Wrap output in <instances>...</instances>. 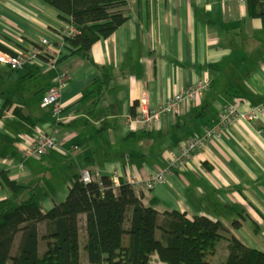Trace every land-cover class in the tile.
Returning <instances> with one entry per match:
<instances>
[{"label": "crops", "instance_id": "crops-1", "mask_svg": "<svg viewBox=\"0 0 264 264\" xmlns=\"http://www.w3.org/2000/svg\"><path fill=\"white\" fill-rule=\"evenodd\" d=\"M125 13L126 23L93 45L91 61L64 49L53 68L45 63L13 71L0 64V201L12 200L5 174L33 186L47 213L88 170L117 186L133 184L161 216L224 214L230 236L264 253V119L235 124L183 170L174 168L152 190L143 187L168 167L169 153L213 127L226 106L247 112L264 102L263 21L249 16L246 0H129ZM60 16L41 0H0V43L15 53L45 38L56 49L66 25ZM98 66L113 77L102 95ZM62 75L61 101L72 118L60 126V145L42 158H25L37 133H51L54 119L41 103ZM199 82L210 88L196 103L185 102L151 128H129L142 108H160ZM81 221L84 227L85 216ZM235 221L240 228H232ZM45 232L40 225V256ZM220 245L218 253L227 258L228 241ZM18 247L19 238L13 254ZM152 258L150 264H162ZM82 260L86 264L85 255Z\"/></svg>", "mask_w": 264, "mask_h": 264}, {"label": "trees", "instance_id": "trees-1", "mask_svg": "<svg viewBox=\"0 0 264 264\" xmlns=\"http://www.w3.org/2000/svg\"><path fill=\"white\" fill-rule=\"evenodd\" d=\"M41 1L58 10L77 32L65 39L64 49L89 61L93 45L111 37L127 21L129 0ZM246 4L249 16L264 24V0H246ZM0 52L12 54L1 43ZM97 68L102 95L113 77L105 68ZM2 180L12 200L0 201V264H84L82 255L86 264H150L154 254L164 264H212L222 240L228 241L224 264H264L263 252L230 236L224 214L207 212L193 220L179 212L161 216L142 202L129 183L116 186L107 177L84 183L76 177L67 200L44 213L33 186L12 182L5 174ZM40 225L46 226L41 256ZM240 227L238 221L232 224L234 229ZM18 238V251L13 254Z\"/></svg>", "mask_w": 264, "mask_h": 264}, {"label": "built area", "instance_id": "built-area-1", "mask_svg": "<svg viewBox=\"0 0 264 264\" xmlns=\"http://www.w3.org/2000/svg\"><path fill=\"white\" fill-rule=\"evenodd\" d=\"M245 3V0H241ZM76 30L69 23L60 32L62 41L59 42L56 49L47 39H41L39 43L20 49L12 54L0 52V64H5L13 71H19L33 64H45L53 68L55 62L64 52V42L66 38L76 35ZM65 76H60L56 84L49 90L41 103V107L49 109L54 119L51 133L41 131L34 137L30 148L23 154L25 158H42L49 151L56 149L60 145L59 129L61 124L66 123L72 116L65 113V108L61 101L62 87ZM210 88L209 83L199 82L193 87L183 90L176 94L166 104L157 109L142 108L135 119L130 118L129 128L133 129L135 124L152 127L165 115L177 114L180 107L185 102L196 103L202 98L204 93ZM143 104H145L143 102ZM264 119V102L258 106L252 107L247 112H242L239 107L228 105L221 112L218 122L211 128L205 129L204 134L194 137L188 143L182 145L179 149L171 152L167 156L168 167L165 170L152 173L143 184L144 189L152 190L157 185L166 181L168 175L175 168L183 170L196 154L213 145L216 141L224 138L227 131L237 123L253 125L256 121ZM81 180L84 183L98 182L99 177H95L88 170L81 173ZM116 186L118 183L113 182ZM130 184V183H129ZM133 185V184H132ZM134 186V185H133Z\"/></svg>", "mask_w": 264, "mask_h": 264}, {"label": "rangeland", "instance_id": "rangeland-1", "mask_svg": "<svg viewBox=\"0 0 264 264\" xmlns=\"http://www.w3.org/2000/svg\"><path fill=\"white\" fill-rule=\"evenodd\" d=\"M157 256L156 254L152 255V257ZM151 257V263L154 262L153 258ZM226 258L223 257L221 254H217L216 257H214L212 264H224ZM163 264V263H162Z\"/></svg>", "mask_w": 264, "mask_h": 264}]
</instances>
